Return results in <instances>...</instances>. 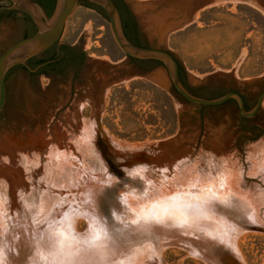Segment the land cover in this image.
<instances>
[{
	"label": "rangeland",
	"instance_id": "rangeland-1",
	"mask_svg": "<svg viewBox=\"0 0 264 264\" xmlns=\"http://www.w3.org/2000/svg\"><path fill=\"white\" fill-rule=\"evenodd\" d=\"M124 2L192 95L237 92L251 112L264 91V0ZM167 9L183 22L162 34L153 17ZM19 20L0 13V54L22 38ZM62 45L85 53L80 70L5 76L0 264H264V99L251 118L233 99L188 102L161 63L139 71L105 15L81 3Z\"/></svg>",
	"mask_w": 264,
	"mask_h": 264
},
{
	"label": "water",
	"instance_id": "water-1",
	"mask_svg": "<svg viewBox=\"0 0 264 264\" xmlns=\"http://www.w3.org/2000/svg\"><path fill=\"white\" fill-rule=\"evenodd\" d=\"M8 1L11 5L0 7V10L21 11L31 19L36 31L32 35L14 42L0 54V113L3 110L6 98V74L12 68L18 65H25L27 60L42 54L44 51L58 43L66 20L71 16L81 1L88 2L102 9L108 19L110 32L114 42L125 56L139 61H156L161 63L168 76L169 85L179 96L188 102L204 106H218L227 100L233 99L238 105L240 115L243 117H252L264 98L263 91L253 110L247 113L243 107L242 97L237 92H227L214 99H203L192 95L182 85L179 78L178 61L170 52L163 49L135 45L126 40L122 32L118 11L112 0H56L54 11L50 17L46 15L45 11L39 4L32 0ZM148 7L156 6L148 5ZM153 19L160 20L161 24L169 26L168 28L166 27L165 30H162V34L177 30L183 22V20H180L176 15L175 10L168 9L164 10L161 16L153 17ZM154 73L158 72H152L151 76L154 75ZM167 83L168 82H166L165 79L164 85L166 86ZM246 227L250 226L247 225ZM222 262L223 264H239L231 256H224Z\"/></svg>",
	"mask_w": 264,
	"mask_h": 264
},
{
	"label": "flooded vegetation",
	"instance_id": "flooded-vegetation-1",
	"mask_svg": "<svg viewBox=\"0 0 264 264\" xmlns=\"http://www.w3.org/2000/svg\"><path fill=\"white\" fill-rule=\"evenodd\" d=\"M32 1H34L35 3L40 5L38 0H32ZM7 2L9 4L5 3L4 5H2L0 7L10 6L11 3L8 0H7ZM112 2L114 3V5L118 11L120 22H121V27H122V32H123V35L126 38V40L130 43L135 44V45L145 46L141 42L142 34H141V32L137 26V23H136L135 19L133 18L132 14H131L129 8L127 7L126 3L124 2V0H112ZM80 3L87 5V6H91L93 8H96L104 14L102 9L98 6H95V5L90 4L88 2H85V1H81ZM3 12L10 14V15L11 14L12 15H14V14L20 15V20L16 23L18 24L20 29H22L24 31V34H23L21 39L26 38V37L32 35L33 33H35L36 28H35L33 22L31 21V19L27 15H25L21 11L5 10V9L0 10V13H3ZM56 46H57V43L55 45H53L52 47H50L49 49H47L46 51H44L42 54L27 60L25 65H18L12 69L21 68V69L26 70L27 72H29L33 76L46 77V78H56V77H59L60 74L65 72V71L66 72H75L77 70H80L83 67V65L86 61V55L82 50H79V49L74 48L72 46L62 45V46H58V48H56ZM130 60L132 61L133 65L141 72L149 71L152 68L151 67L152 64L155 62V61H153V62L139 61V60L129 58V61ZM179 78H180L182 85L188 90V92H190L192 94L193 91L184 83V81L181 77V73H179ZM240 96L242 97V100H243V107H244L245 112L250 111V109L248 108L246 99L241 94H240ZM259 96H258V98H259ZM258 98L255 100V102L251 108V111L255 107ZM261 103H262V101H261ZM261 103H260V106H261ZM260 106L258 107L255 114L259 111ZM247 113H249V112H247ZM255 114L253 116H255Z\"/></svg>",
	"mask_w": 264,
	"mask_h": 264
},
{
	"label": "trees",
	"instance_id": "trees-1",
	"mask_svg": "<svg viewBox=\"0 0 264 264\" xmlns=\"http://www.w3.org/2000/svg\"><path fill=\"white\" fill-rule=\"evenodd\" d=\"M38 2L43 7L46 15L48 17H50L54 11V8H55V0H38ZM149 62H153V61H149ZM154 63L160 64L159 62H154ZM178 69H179V73H181L182 67L179 63H178Z\"/></svg>",
	"mask_w": 264,
	"mask_h": 264
},
{
	"label": "bare ground",
	"instance_id": "bare-ground-1",
	"mask_svg": "<svg viewBox=\"0 0 264 264\" xmlns=\"http://www.w3.org/2000/svg\"><path fill=\"white\" fill-rule=\"evenodd\" d=\"M160 78H161V77H160V74H157V75L155 76L154 80H156V81L158 82V81L160 80ZM209 194H210V193H209ZM209 194H208V195H209ZM178 197H179V196H178ZM195 200H196V199H195ZM195 200H194V201H195ZM93 203H94V202H93ZM190 203H191V202H190ZM196 203H197V202H196ZM192 204H193V200H192ZM178 205H181V204H178ZM199 206H200V205H199ZM199 206H198V207H199ZM200 208H202V207H200ZM94 209H95V208H94ZM161 209H162V208H161ZM204 209H205V208H204ZM206 210H207V209H206ZM150 211H151V210H150ZM97 212H98V211H97ZM153 213H155V212H153ZM153 213H151V214L149 213V215H152ZM161 213H162V212H161ZM55 214H56V213H55ZM98 214H99V212H98ZM158 215H159V214H158ZM179 215H180V214H179ZM98 216H99V215H98ZM153 216H154V215H153ZM155 216H156V215H155ZM146 217H147V216H146ZM146 217H145V218H146ZM156 217H157V216H156ZM158 217H159V216H158ZM158 217H157V218H158ZM160 217H162V218H161V221L163 222V220H164L163 216L161 215ZM164 217H165V216H164ZM180 217H181V216H180ZM183 217H184V216H183ZM91 218H92V217H91ZM91 218H90V219H91ZM93 218H94V217H93ZM99 218H100V217H98V220H99ZM153 218H154V217H153ZM165 218H166V217H165ZM175 218H176V217H175ZM178 218H179V216H178ZM178 218H177V219H178ZM54 219H55V217H54ZM95 219H96V218H95ZM92 220H93V219H92ZM150 220H151V219H150ZM150 220H149V221H150ZM182 220H183V218H182ZM149 221H148V222H149ZM54 222H55V221H54ZM58 222H59V221H58ZM182 222H183V221H182ZM60 223H61V222H60ZM63 223H64V222H63ZM92 223H93V222H92ZM183 223H184V222H183ZM164 224H165V223H164ZM52 225H53V224H52ZM96 225H97V224H96ZM165 225H166V224H165ZM167 225H168V224H167ZM96 227H97V226H96ZM90 229H91V228H90ZM98 229H99V228H98ZM95 230H96V228H95ZM95 230H94V232H95ZM99 230H100V229H99ZM99 230H98L97 232L100 234ZM97 232H96V233H97ZM97 235H98V234H97ZM96 238H97V237H96ZM101 241H102V240H101ZM101 241H100V242H101ZM93 242H94V241H93ZM101 243H102V242H101ZM101 243H100V244H101ZM55 244H56V242H55ZM57 256H58V255H57ZM63 258H64V257H63Z\"/></svg>",
	"mask_w": 264,
	"mask_h": 264
},
{
	"label": "crops",
	"instance_id": "crops-1",
	"mask_svg": "<svg viewBox=\"0 0 264 264\" xmlns=\"http://www.w3.org/2000/svg\"><path fill=\"white\" fill-rule=\"evenodd\" d=\"M16 42V41H15ZM14 43V42H13Z\"/></svg>",
	"mask_w": 264,
	"mask_h": 264
}]
</instances>
